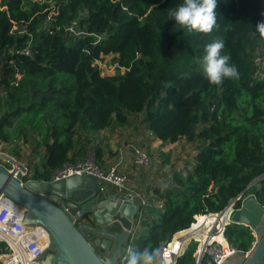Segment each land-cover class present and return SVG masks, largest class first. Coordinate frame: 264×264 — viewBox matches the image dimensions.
Masks as SVG:
<instances>
[{"label":"trees","instance_id":"trees-1","mask_svg":"<svg viewBox=\"0 0 264 264\" xmlns=\"http://www.w3.org/2000/svg\"><path fill=\"white\" fill-rule=\"evenodd\" d=\"M24 1L0 0V142L35 140L43 156L32 178L49 180L86 155L93 132L129 124L140 112L161 142L184 137L200 146L190 169L155 188L159 204H140L129 249H159L174 233L170 247L192 235L202 244L216 217L201 215L223 210L256 178L243 195L264 205V79L253 77L264 0H218V26L209 33L168 17L183 0H54L46 10ZM216 39L224 40L239 78L213 84L203 74L205 47ZM109 53L122 73L101 74L94 61ZM93 150L99 162L101 149ZM224 235L243 251L255 241L249 226L235 222ZM196 246L191 240L175 264H194Z\"/></svg>","mask_w":264,"mask_h":264},{"label":"water","instance_id":"water-1","mask_svg":"<svg viewBox=\"0 0 264 264\" xmlns=\"http://www.w3.org/2000/svg\"><path fill=\"white\" fill-rule=\"evenodd\" d=\"M258 179L236 196H244ZM0 194L24 211L25 224L48 231L52 252L47 264H120L137 229L139 201L129 192L100 190L89 174L42 180L27 177V169L14 174L0 163ZM230 218L249 226L255 241L248 253L230 252L219 264H264V205L247 194Z\"/></svg>","mask_w":264,"mask_h":264},{"label":"built area","instance_id":"built-area-1","mask_svg":"<svg viewBox=\"0 0 264 264\" xmlns=\"http://www.w3.org/2000/svg\"><path fill=\"white\" fill-rule=\"evenodd\" d=\"M13 28H17V25L14 24ZM22 28L24 29V26H22ZM67 28L68 31L73 32L76 28L75 22L73 21L67 26ZM23 29L19 31L22 32ZM253 64L255 66L253 77L257 80L264 79V53L255 51L253 55ZM2 153L0 150V156ZM133 154L134 162L136 164L142 166L149 165V153L145 147L134 146ZM117 164L118 163H115L104 168L95 159L94 150L88 149L83 158L65 162L59 168L54 169L49 180H57L72 174H89L97 179L100 190L104 191L105 184L110 183L116 186L119 192H129L133 197L134 194L136 196L137 194H132V190H130L129 187L131 179L127 174L117 170ZM10 169L14 174L23 171L20 168L14 169L11 167ZM244 197L245 196H236L228 202L225 213L221 215L225 216V220L222 222H220L221 216L219 215V212H211L201 215V217L203 216L205 219L211 214L216 217V219L208 225V235L202 244L199 243L200 241L196 236L192 235L184 238L181 245L174 244L170 247V243L175 233L169 241L161 242L159 246V255L155 264H175L176 258L181 255L185 249L184 244L191 239L197 241V247L193 253L195 260L194 264H219L225 258L226 254L230 252L234 254L237 252L238 249L230 244L225 237L224 230L226 224L232 222L230 218L232 212L239 208L235 206V201L237 199L242 201ZM138 201L140 204L146 203L145 200L140 198V196ZM23 217L24 211L14 202L10 201V199L0 194V240L5 243L4 246L0 248V261L3 264H41L45 259L43 252L45 251L44 253L47 255L52 252V250L49 249L50 237L48 231L40 225L25 224L23 222ZM200 224L201 221L198 219L187 229L194 228ZM187 229L180 230L176 233ZM216 234H220L221 237L217 238ZM247 251L245 250L244 252L246 253Z\"/></svg>","mask_w":264,"mask_h":264},{"label":"rangeland","instance_id":"rangeland-1","mask_svg":"<svg viewBox=\"0 0 264 264\" xmlns=\"http://www.w3.org/2000/svg\"><path fill=\"white\" fill-rule=\"evenodd\" d=\"M33 1H36L40 5L48 4V7L44 8L43 10H46L47 8H49V6L52 7L54 4V0H25L24 7L29 8ZM256 48H257L256 49L257 52L260 51V53L261 52L264 53V37L259 39ZM112 56L113 54L109 53L101 56L99 59L94 61V63L100 69L102 75H112L117 71H119L120 73L124 71V68L122 67L118 68L117 63L112 61ZM3 96H4V88L0 85V102ZM0 113H2L1 105H0ZM129 118L131 120L130 122L132 126L136 125L141 129L147 130L143 113L140 112L133 113L129 116ZM126 126H129V124L128 125L126 124ZM118 142H125V138L124 140ZM176 142L177 143L174 145L167 144L168 150L164 151L163 153L165 154V156L163 157L159 156L158 158L154 159V157H152L149 154V166L140 165L142 168L145 169V171L149 170L152 164L156 173L160 171V168L162 169V173L159 174V177L157 176L156 181L153 182L150 190H147V193L144 194V199L141 197L147 203L148 201L150 202L152 201L156 205L159 204L156 199H153L156 197L157 194L155 188L158 187L161 188L165 186L167 183L166 181L167 178H170V176H172L174 172L177 171L185 172L187 169H190L192 167V164L194 162V154L197 152V149L200 146V141L199 140L189 141L186 138L181 137ZM87 148L93 149V145L88 144ZM0 150L1 153L3 152L0 156V162L5 164L9 168L11 167H13L14 169L20 168L23 171L27 169V177H31L34 166L40 164L41 158L43 156V149L36 145L34 139L29 141H23L21 137L19 139H14L11 142H0ZM16 161H18L19 163ZM15 163L18 165H16ZM15 166H18L19 168H16ZM168 181L169 184L171 182V179H169ZM147 229H148L147 227H143L140 233L145 234L147 232ZM190 241L188 240L184 244V247H186Z\"/></svg>","mask_w":264,"mask_h":264},{"label":"crops","instance_id":"crops-1","mask_svg":"<svg viewBox=\"0 0 264 264\" xmlns=\"http://www.w3.org/2000/svg\"><path fill=\"white\" fill-rule=\"evenodd\" d=\"M123 136L125 142H118L124 140ZM90 137L92 140L90 144L96 145L101 149L99 163L104 168L118 163L117 170L127 174L131 179L129 187L130 190H132V194L136 193L138 195L135 196L134 194V197L137 200H139V196L144 199V194L147 193V190H150L151 185L156 181L157 176L159 177V174L162 173V169L160 168V171L156 173L152 164L150 169L145 171L144 168L134 162L133 147L140 145L145 146L149 154L155 159L159 156H165L163 153L168 150L167 144L174 145L177 143L161 142V140L154 136L149 129L145 130L136 125L132 126L131 122L129 123V126L112 125L102 128L99 131L93 132ZM15 167L19 168L18 166ZM171 177L172 176L167 178L166 184H168V180L171 179ZM105 191L116 192L118 190L113 184L106 183ZM138 231L139 228L135 231L133 237L137 235Z\"/></svg>","mask_w":264,"mask_h":264},{"label":"clouds","instance_id":"clouds-1","mask_svg":"<svg viewBox=\"0 0 264 264\" xmlns=\"http://www.w3.org/2000/svg\"><path fill=\"white\" fill-rule=\"evenodd\" d=\"M218 0H183L176 8L168 12L169 18H174L175 24L186 27L189 31L203 33L212 32L217 27ZM264 16V12L261 13ZM255 31L264 34V20L255 23ZM225 42L216 39L205 47L201 59L203 74L210 83L219 84L225 78H239V71L235 64L230 63V56L223 52ZM159 249L145 247L142 250L129 249L122 257L120 264H155Z\"/></svg>","mask_w":264,"mask_h":264},{"label":"bare ground","instance_id":"bare-ground-1","mask_svg":"<svg viewBox=\"0 0 264 264\" xmlns=\"http://www.w3.org/2000/svg\"><path fill=\"white\" fill-rule=\"evenodd\" d=\"M216 237L219 238L217 234H216ZM49 259H50V255L47 258H45L41 264H47Z\"/></svg>","mask_w":264,"mask_h":264},{"label":"flooded vegetation","instance_id":"flooded-vegetation-1","mask_svg":"<svg viewBox=\"0 0 264 264\" xmlns=\"http://www.w3.org/2000/svg\"><path fill=\"white\" fill-rule=\"evenodd\" d=\"M250 249V248H249ZM249 249H248V251H249ZM247 251V250H246ZM248 251L246 252V253H248Z\"/></svg>","mask_w":264,"mask_h":264}]
</instances>
